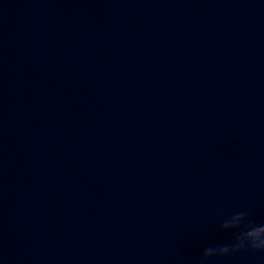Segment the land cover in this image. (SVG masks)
<instances>
[{
  "label": "clouds",
  "instance_id": "9594fccd",
  "mask_svg": "<svg viewBox=\"0 0 264 264\" xmlns=\"http://www.w3.org/2000/svg\"><path fill=\"white\" fill-rule=\"evenodd\" d=\"M219 227L230 232L232 239L227 243L205 247L194 264H217L221 258L245 251L264 253V223L250 219L247 210L242 209L224 216Z\"/></svg>",
  "mask_w": 264,
  "mask_h": 264
}]
</instances>
